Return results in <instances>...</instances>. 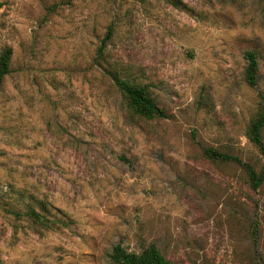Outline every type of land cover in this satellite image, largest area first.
I'll list each match as a JSON object with an SVG mask.
<instances>
[{
	"label": "rangeland",
	"instance_id": "1",
	"mask_svg": "<svg viewBox=\"0 0 264 264\" xmlns=\"http://www.w3.org/2000/svg\"><path fill=\"white\" fill-rule=\"evenodd\" d=\"M6 48L0 264H113L117 244H156L171 264H264V181L254 189L240 166L205 155L264 171L247 137L264 95V0H0ZM100 48L167 118L132 115ZM36 200L71 225H35Z\"/></svg>",
	"mask_w": 264,
	"mask_h": 264
},
{
	"label": "trees",
	"instance_id": "2",
	"mask_svg": "<svg viewBox=\"0 0 264 264\" xmlns=\"http://www.w3.org/2000/svg\"><path fill=\"white\" fill-rule=\"evenodd\" d=\"M113 35V28L109 27L105 41ZM12 49L6 48L0 54V81L9 73L12 62ZM247 67L245 69V81L250 87L258 85L259 60L255 51L245 53ZM99 67L113 81L116 89L121 94L124 104L132 115L146 120L164 119L168 117L166 111L159 105L149 89L140 85L122 73L112 70L103 54V48L99 49L96 58ZM249 141L264 154V95L256 116L252 119L247 131ZM205 155L212 161L233 162L240 166L247 174L249 182L254 189H258L264 181V171L258 172L255 167L236 155L218 151L214 148L205 149ZM37 208L33 205L26 206V217L40 228L47 231L66 228L71 225V220L56 208H50L43 200H36ZM53 210L55 212H53ZM113 264H171L156 244H151L141 253L128 251L122 244L113 247L110 255Z\"/></svg>",
	"mask_w": 264,
	"mask_h": 264
}]
</instances>
